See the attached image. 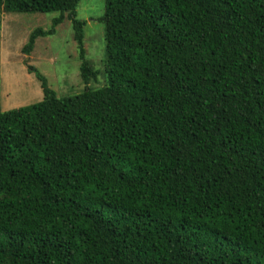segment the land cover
Instances as JSON below:
<instances>
[{
  "label": "trees",
  "instance_id": "obj_1",
  "mask_svg": "<svg viewBox=\"0 0 264 264\" xmlns=\"http://www.w3.org/2000/svg\"><path fill=\"white\" fill-rule=\"evenodd\" d=\"M80 1L0 30L59 13L23 53L70 20L89 84ZM104 1L103 88L0 97V264H264V0Z\"/></svg>",
  "mask_w": 264,
  "mask_h": 264
},
{
  "label": "rangeland",
  "instance_id": "obj_2",
  "mask_svg": "<svg viewBox=\"0 0 264 264\" xmlns=\"http://www.w3.org/2000/svg\"><path fill=\"white\" fill-rule=\"evenodd\" d=\"M59 13L19 14L4 13L0 30V97L3 111L19 109L44 99L37 73H42L59 98L74 97L87 90H98L106 85L104 62L105 1L81 0L77 19L87 23L85 47L87 59L101 75L96 81L84 84L80 76V60L74 41L73 24L65 20L56 32L36 41L31 54H24L31 33L48 30Z\"/></svg>",
  "mask_w": 264,
  "mask_h": 264
}]
</instances>
